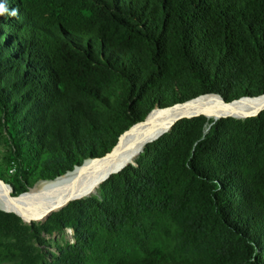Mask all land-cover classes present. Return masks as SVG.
Segmentation results:
<instances>
[{"label":"trees","instance_id":"obj_1","mask_svg":"<svg viewBox=\"0 0 264 264\" xmlns=\"http://www.w3.org/2000/svg\"><path fill=\"white\" fill-rule=\"evenodd\" d=\"M0 3L8 10L0 15V104L13 106L6 121L20 168L35 170L50 157L43 164L53 173L44 179L77 166L73 157L105 156L157 109L213 94L228 104L264 96V0ZM209 123L178 121L136 166L101 186L107 197L53 214L56 227L78 230V246L61 262L84 263L90 236L76 213L85 211L86 222L110 233L140 228L149 213L173 226L171 249L143 240V256L114 254L108 264H264V113L206 133ZM17 180L14 196L28 191ZM7 217L17 223L4 234L19 237L23 222Z\"/></svg>","mask_w":264,"mask_h":264},{"label":"rangeland","instance_id":"obj_2","mask_svg":"<svg viewBox=\"0 0 264 264\" xmlns=\"http://www.w3.org/2000/svg\"><path fill=\"white\" fill-rule=\"evenodd\" d=\"M72 8L73 6L70 4V14L72 12ZM73 9L75 10V8ZM49 13L50 17H54L56 15L55 10ZM211 97H216L224 104H228V102L220 95L213 94ZM12 111L13 106L4 108L2 104H0V180L4 181V183L11 188L14 195L13 187H21L18 186L17 179H20L25 186L29 187H27V189L30 190L42 181H51L44 179V176L49 173H53V171L49 168V166L43 164L44 161L48 162L50 160L48 155L40 157L41 164L39 163V166L35 170L20 168V165L14 158L15 149L13 147V139L16 138V134L14 132L13 124L6 121V116H8ZM261 113H264V111ZM261 113L257 116L246 119L236 118L233 116L223 117L217 120V122L231 119H235L236 121H246L248 119L257 118ZM194 118H199L201 121L211 122L205 127L206 133H208L212 126L217 123L215 120H209L205 115H196L187 119ZM17 128L18 126L15 127V129ZM117 139L118 138L114 136V138L110 137L106 140L105 147L108 151L112 149V145H115ZM107 154L108 153L106 151L105 155ZM98 157L102 158L104 155L98 154L97 156L88 157L87 159L73 157V159L77 160L79 164L77 166H73L69 172L75 170L79 166H82L92 158H94L92 160L99 159ZM177 167L179 168V166ZM66 174H60L61 176L59 177H63ZM104 183L100 185L96 194L88 198L102 200L103 197H107L108 189H101V186ZM88 198L80 200L86 201ZM73 202H76V200L71 203ZM71 203L56 213H61L60 211L68 207ZM7 215H14L20 218L23 222L22 225H19V234L15 233L18 234L20 238L17 235L4 234L5 225L17 223V219L14 217H7ZM76 216L79 217V219L80 216L83 217V224L86 228L85 233L90 236V240L88 242L86 241L87 245L85 246V251L83 252V264H108L109 259L114 254L128 259L143 256L144 254L141 248V241L143 240L147 241L152 248L159 247L163 249H171L174 245L173 236H171V232L174 230L172 224L164 217L156 214H147L144 217L140 228L135 229L132 227H122L114 233L106 231L96 223L86 222V218L90 219L88 212L82 211L80 214L76 213ZM78 244V230L75 226L67 225L66 227L64 226L59 228L55 226V221H52L51 218L43 223H27L21 217L6 212L0 206V264H63V262H61L63 253L68 251L70 248L78 246Z\"/></svg>","mask_w":264,"mask_h":264},{"label":"bare ground","instance_id":"obj_3","mask_svg":"<svg viewBox=\"0 0 264 264\" xmlns=\"http://www.w3.org/2000/svg\"><path fill=\"white\" fill-rule=\"evenodd\" d=\"M216 97H200L186 104L163 109L161 113H152L144 123L124 132L116 146L104 157L90 159L65 176L42 181L18 196H14L11 188L0 180V206L27 223L46 222L72 201L96 194L100 185L113 175L129 166H136L145 148L157 141L156 138L167 134L164 132L178 121L196 115H205L216 122L228 116L246 119L264 111V96L243 98L231 104H224Z\"/></svg>","mask_w":264,"mask_h":264},{"label":"clouds","instance_id":"obj_4","mask_svg":"<svg viewBox=\"0 0 264 264\" xmlns=\"http://www.w3.org/2000/svg\"><path fill=\"white\" fill-rule=\"evenodd\" d=\"M7 8L5 6V4L0 3V15L5 14V12H7ZM18 10L17 9H12L10 12H8L9 15L11 16H16L17 15Z\"/></svg>","mask_w":264,"mask_h":264},{"label":"water","instance_id":"obj_5","mask_svg":"<svg viewBox=\"0 0 264 264\" xmlns=\"http://www.w3.org/2000/svg\"><path fill=\"white\" fill-rule=\"evenodd\" d=\"M193 101V100H192ZM192 101H189V102H192ZM189 102H187V103H189ZM186 104V103H185ZM180 105V104H179ZM237 118V117H236ZM178 123V122H177ZM176 125V123L174 124V125H172L168 130H166L164 133H169L172 129H173V127ZM161 137H163V136H161ZM160 137V138H161ZM160 138H156L157 140H159ZM1 182L2 183H4V181H2L1 180Z\"/></svg>","mask_w":264,"mask_h":264}]
</instances>
